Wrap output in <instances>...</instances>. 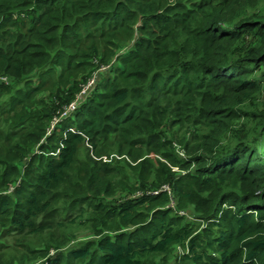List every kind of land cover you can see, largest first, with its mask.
I'll return each instance as SVG.
<instances>
[{
	"label": "trees",
	"instance_id": "trees-1",
	"mask_svg": "<svg viewBox=\"0 0 264 264\" xmlns=\"http://www.w3.org/2000/svg\"><path fill=\"white\" fill-rule=\"evenodd\" d=\"M32 234L21 264H264V0H0V241Z\"/></svg>",
	"mask_w": 264,
	"mask_h": 264
},
{
	"label": "rangeland",
	"instance_id": "rangeland-1",
	"mask_svg": "<svg viewBox=\"0 0 264 264\" xmlns=\"http://www.w3.org/2000/svg\"><path fill=\"white\" fill-rule=\"evenodd\" d=\"M256 13V10H249V13ZM237 15H239L238 13H236ZM139 26V24L137 25ZM137 26H135L137 28ZM118 53L123 52V48H119V50L117 51ZM96 61V60H95ZM96 63V62H94ZM97 65V64H96ZM85 74H81V77L79 78V80H81L84 77ZM261 109V108H260ZM188 127V126H187ZM185 127L184 129H181L179 127H175L172 130H170L171 133L175 134V137L178 138V140H182L183 137H185L186 139H191L193 132H197L198 129L195 126H189L188 128ZM173 145L178 146V142H175V138L170 137L169 138ZM194 144V143H192ZM179 147L181 148V146L179 145ZM183 151V149H182ZM112 157V156H111ZM116 157V156H115ZM100 160L104 161V162H108L107 157L106 156H102L100 158ZM178 169L175 168L174 171H177ZM9 192V191H8ZM59 216L55 217L56 218V222H57V218ZM78 216L74 215L70 218V221H74L77 222ZM95 218V217H94ZM53 232L58 235V236H62L63 234H71L73 233V236L75 235L77 237V239H90L88 236V231H86L84 228L81 227H77V226H72L71 228H69V226H67L64 230L61 229H54ZM16 237H8L6 241L1 240L0 241V264H4L6 263V261L10 260V257H14V262L11 261L12 263H16L18 262V258H20L21 256V252H25V254H27V256H31V254H29V252L31 250L34 249H38V248H45L46 247V242L44 243V240L46 238V236H42V237H37L36 234H32V235H27L24 236V238H27L28 240H33L32 242L29 241L26 245L22 246L20 243H17V241L14 239ZM175 253L177 255V253H181V251H179V249L175 250ZM49 255L53 256L54 255V250H50L49 251ZM25 256V255H24ZM24 260H21L20 262H18V264H21V262H23ZM25 262H27V260L25 259ZM164 264H176V259H168L167 262L165 261ZM179 264V263H177Z\"/></svg>",
	"mask_w": 264,
	"mask_h": 264
},
{
	"label": "built area",
	"instance_id": "built-area-1",
	"mask_svg": "<svg viewBox=\"0 0 264 264\" xmlns=\"http://www.w3.org/2000/svg\"><path fill=\"white\" fill-rule=\"evenodd\" d=\"M109 66H100L95 72H93L85 83L80 86L79 92L75 95L74 100L65 106L57 115L52 119L50 126L47 130L46 135H50L51 132L64 120L70 119L73 114L77 111V109L85 103L96 91V87L99 83L100 75L107 71ZM4 81L5 78H3ZM180 155L182 153L180 152ZM19 185V182L14 187H10L9 192H12L15 187ZM167 190V188H164ZM156 195L157 193H153ZM170 207L173 206V202L170 204ZM180 215L184 216L185 214L181 213Z\"/></svg>",
	"mask_w": 264,
	"mask_h": 264
},
{
	"label": "clouds",
	"instance_id": "clouds-1",
	"mask_svg": "<svg viewBox=\"0 0 264 264\" xmlns=\"http://www.w3.org/2000/svg\"><path fill=\"white\" fill-rule=\"evenodd\" d=\"M181 152V151H180ZM182 153V152H181ZM179 155H180V153H179ZM181 156V155H180Z\"/></svg>",
	"mask_w": 264,
	"mask_h": 264
}]
</instances>
